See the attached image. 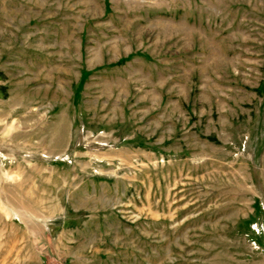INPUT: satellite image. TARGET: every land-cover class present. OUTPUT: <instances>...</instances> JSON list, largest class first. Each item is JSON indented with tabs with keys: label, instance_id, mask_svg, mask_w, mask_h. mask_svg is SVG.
Instances as JSON below:
<instances>
[{
	"label": "rangeland",
	"instance_id": "rangeland-1",
	"mask_svg": "<svg viewBox=\"0 0 264 264\" xmlns=\"http://www.w3.org/2000/svg\"><path fill=\"white\" fill-rule=\"evenodd\" d=\"M0 264H264V0H0Z\"/></svg>",
	"mask_w": 264,
	"mask_h": 264
}]
</instances>
